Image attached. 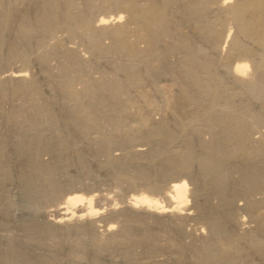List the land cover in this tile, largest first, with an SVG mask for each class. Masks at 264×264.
Listing matches in <instances>:
<instances>
[{
  "label": "bare ground",
  "instance_id": "obj_1",
  "mask_svg": "<svg viewBox=\"0 0 264 264\" xmlns=\"http://www.w3.org/2000/svg\"><path fill=\"white\" fill-rule=\"evenodd\" d=\"M100 1L0 0V264H264V0Z\"/></svg>",
  "mask_w": 264,
  "mask_h": 264
},
{
  "label": "rangeland",
  "instance_id": "obj_2",
  "mask_svg": "<svg viewBox=\"0 0 264 264\" xmlns=\"http://www.w3.org/2000/svg\"><path fill=\"white\" fill-rule=\"evenodd\" d=\"M96 2L99 3L98 5H101V1H100V0H96ZM230 30H231V29H230ZM232 30H233V29H232ZM233 32H234V30H233ZM233 32L230 31L231 34L229 35L228 41H229V39L231 38L230 36H232ZM75 40H76V39H75ZM75 40H73L74 42H73V41H70V44H71V45H69V46L67 45L68 48H69V47H72V48H69V49H71V50H74V49H75V50L78 51V52H79V50H81L82 53H80V54H83V53H84V55H86L85 52H83V51H85V50H84V47H83L84 45H78V46H77V44H79V41H78V40L75 41ZM228 41H226V43L223 44L224 47L227 46V48H228V45H226V44H228V43H227ZM71 42L74 43V44H75V42H77V43H76L75 46H72V43H71ZM104 42H105V41H104ZM104 42H103V44H104ZM74 44H73V45H74ZM105 44L107 45L108 43L105 42ZM74 47H75V48H74ZM79 47H80V48H79ZM224 47H221V48H222L221 50L224 49V50H223L224 52L222 51V53L226 54V51H227L228 49L226 50V48H224ZM81 48H83V50H82ZM78 49H79V50H78ZM81 51H80V52H81ZM224 54H222V55H224ZM87 57H88V55H87ZM85 59H88V58H85ZM53 62L56 63V61H51V62L48 64V68H50V72H52V74L56 77V76H57V73L59 72L58 69H59L60 64L57 62L58 64H55V65H54ZM51 63H53V64H51ZM15 64H16V66H19V65H20L19 67H21V68L23 67V66L21 65V63H18V62H17V63H15ZM18 64H19V65H18ZM50 65H51V66H50ZM57 65H59V66H57ZM53 66H54V67H53ZM6 67L9 68L8 66H3V69H2V70H4V71H5V70H8ZM56 67H57L58 69H56ZM23 68H24V70L27 72V75H29V76H28L29 78H35V77H34L35 74H36V78H37V77H40V73H36V72L39 70V68L37 67V65H36L35 63L31 62L28 66H26V69H25V67H23ZM35 68H36V69H35ZM37 68H38V69H37ZM53 68H54V70H53ZM51 70H52V71H51ZM54 71H55V72H54ZM57 71H58V72H57ZM38 72H40V70H39ZM53 72H54V73H53ZM92 74L95 75V76H92ZM90 75H91V76H90ZM97 75H98V74H94V72L92 71V73H91V72L89 73V78L92 77V78H94V80H99L100 78H99ZM96 76H97V77H96ZM53 78H54V77H53ZM54 79H55V78H54ZM57 79H58V78H56L55 80H57ZM40 82H43V81L41 80ZM84 82H85V78H84V81L81 82V84H79V83H80V82H79L78 85H80V86L82 87V85H83ZM165 82H166L165 79H162V80H160V82H159V85H160L161 83H163V84H161V86H162L163 88H162L161 86H160V87H161V89H164V90H163L164 93H165V95H163V96H164V97H163V98H164V99H163V102H164V103H162V102L160 103V102L156 99V102H157V103H155V105H157V106L155 107V111H156L157 109H158V110L156 111L157 113L154 112V111L152 112V113H154L153 116H152V113H151L150 117L152 118V120H156V121H157V120H159L160 118H162L164 115L167 116V115L169 114V112H168V111H169V108H168L169 106H167V105H170V103H171V101H172V100H171L172 98H170V97H172L171 94H173V93L170 92V91H172V89H171V85H169L168 82H166V83H165ZM75 85H77V84H75ZM75 85H74V88H75V89L77 88V89H76L77 92H79V91L82 90V88H81L80 86L78 87V85H77V86H75ZM165 85H166V86H165ZM45 87H46V86H45L44 83H43V89H44ZM148 89H149V88L146 87V89H144V91H143V89L137 91L138 93H140V94H138V95H137V92H136V91H135V92H134V91L131 92V95H132V94L134 95V93H135V94L138 96V97H137L136 95H134L136 98H139V99H140V98H144V101L140 99V101H141V103H142V104H141L142 106L140 105V107H139V110H140V111H139L138 109H135V108H134V107L138 108V105H136V102H137V100L139 101V99H136L135 97L132 98V96L130 95V98L132 99V100H130V105L128 104L129 106H131V107H130V108H131V112H130V113H129L130 109H128L129 106H127V111H128V113H129L130 115H135V116H136V115L138 114L137 116H140L141 113H142L141 111H142L143 109H145V110L143 111V113H145L146 111H148V110H146V109H148V108H146L147 106H146V104H145V102H146L145 98H146V97H150V96H151V92H152V90H148ZM165 89H166V90H165ZM170 89H171V90H170ZM78 90H79V91H78ZM145 90H146V91H145ZM141 91H142V92H141ZM143 92H144L145 94H144ZM148 93H149V95H148ZM142 95H146V97H145V96H142ZM167 95H168L169 97H168ZM166 96H167V97H166ZM7 99H8V98H7ZM7 99H4V100H3V102H2L3 105H1V109H0V110H1V113H4V114H6V113L12 111V107H13V105L16 106V105H17L16 103H18V105L21 104V101H20V103H19V101H18V102L15 101V100H18V99H13V100H12V99H8V100H7ZM133 99H134V100H133ZM135 99H136V101H135ZM169 100H171V101H169ZM134 101H135V103H134ZM140 101H139V102H140ZM142 101H143V102H142ZM11 102H12V103H11ZM13 102H14V103H13ZM15 102H16V103H15ZM132 102H133L134 104H133ZM139 102H137V103L139 104ZM158 102H159V104H158ZM9 103H10V104H9ZM128 103H129V102H128ZM165 103H166V105H165ZM12 104H13V105H12ZM132 104H133V105H132ZM143 104H144L145 106H144ZM163 104H164L165 106H164ZM3 106H4L5 108H6V107H7V108L5 109ZM132 106H134V107H132ZM159 106H160V107H159ZM162 106H163V107H162ZM2 107H3V108H2ZM8 107H9V109H8ZM158 107H159V108H158ZM166 107H167V108H166ZM132 108H133V109H132ZM141 108H142V109H141ZM2 109H4V111H3ZM135 110H137V111H136L137 113H135ZM153 110H154V108H153ZM133 111H134V112H133ZM132 112H133V113H132ZM138 112H139V113H138ZM140 112H141V113H140ZM167 113H168V114H167ZM145 114H146V113H145ZM157 114H158V115H157ZM155 116H156V117H155ZM164 117H165V116H164ZM205 137H206V138H205ZM204 138H205V139H208L207 136H204ZM47 159H48V156H47V157H45V156L43 157V160H44V161L47 160ZM93 168H94V167H91V168H90V167H88V166L86 165L85 168H84L83 170H81V169H80V166H79V170H78V172H77V173H73V174L71 175V177H72L73 180L84 182V181H86V180L92 178V176H93V177L96 176V174H97V172L95 171L96 169H95V168L93 169ZM138 179H139V178L134 177L132 181H137ZM189 186H191V185H189ZM191 188H192V187H191ZM111 190H113L115 193L118 192V191L116 192V190H118V189L115 190V188H112V187H111ZM114 192L112 193V191H111V193L109 194V198L112 196V197L110 198L111 200H112L113 197H114V194H115ZM110 195H111V196H110ZM93 203H95V201H94Z\"/></svg>",
  "mask_w": 264,
  "mask_h": 264
}]
</instances>
